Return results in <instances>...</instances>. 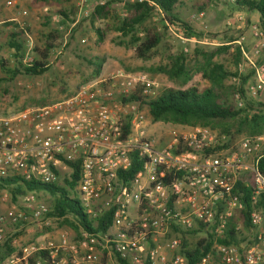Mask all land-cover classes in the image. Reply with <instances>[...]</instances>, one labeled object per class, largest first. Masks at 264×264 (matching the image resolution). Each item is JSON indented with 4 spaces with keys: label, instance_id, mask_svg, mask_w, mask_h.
Returning <instances> with one entry per match:
<instances>
[{
    "label": "built area",
    "instance_id": "2783aa9c",
    "mask_svg": "<svg viewBox=\"0 0 264 264\" xmlns=\"http://www.w3.org/2000/svg\"><path fill=\"white\" fill-rule=\"evenodd\" d=\"M12 2L8 0L7 7ZM144 2L98 0L97 4L125 8ZM87 3L80 0L78 4L86 17ZM79 22L80 18L69 24L65 39ZM167 27L182 44L189 42L175 26ZM250 31L264 42L258 24L251 25ZM246 41L243 35L234 45L242 47ZM244 55L255 72L250 91L256 96L264 90V65ZM24 62L30 64L33 59L26 57ZM157 97L158 84L150 77L119 69L69 97L0 117V181L60 182L64 187L66 180L71 182L78 174L76 196L94 224L92 231L81 227L72 236L63 234L25 246L4 264H31L36 254H46L51 264H117L116 257L128 264H189L184 251L191 247L184 248L183 242L204 239L213 243L196 264H264V173L260 168L264 134L230 143L226 134L196 128L172 132L163 142L149 133L144 113ZM136 166L138 172L130 177ZM244 179L247 186L252 185L247 197L238 189ZM244 198L251 204L248 215ZM23 201L40 228L52 225L49 205L37 201L34 194ZM108 213L112 214L110 229L98 231ZM22 220L24 213L15 206L0 216V244L6 241V224ZM230 234L241 244L220 242L230 239ZM12 243L16 246L18 241Z\"/></svg>",
    "mask_w": 264,
    "mask_h": 264
},
{
    "label": "rangeland",
    "instance_id": "374dc122",
    "mask_svg": "<svg viewBox=\"0 0 264 264\" xmlns=\"http://www.w3.org/2000/svg\"><path fill=\"white\" fill-rule=\"evenodd\" d=\"M230 1L215 0L212 3H207L206 0H185L187 5L180 11L181 19L199 34L193 37L185 35V38L189 39L186 44H182L170 28L167 27V24L162 22L161 17L156 16L153 22L161 34V44L152 59L143 60L136 56L135 50L131 46L118 45L117 42H120L121 38L114 31L108 33L106 41L102 45H97L96 31L89 22L85 21V23L82 20L90 16L95 6H99L97 4L98 0H88L85 7V10L89 12L87 17L80 14L78 6L80 0H70L69 2L57 0L56 5L50 9L57 12L63 9L71 10V8H77L78 12L74 19L80 18L82 26L74 34L72 33L73 35L65 39L69 23L73 22L66 21V24L63 25L64 18L62 16L57 15V13L52 15L50 20L51 27L56 28L63 35L62 46L53 52L50 61L51 64H55L51 66L49 72L44 76H19L14 82L5 83L0 90V117L12 116L28 108L39 107V105L36 103L32 104V102L44 99H49L50 102L60 100L66 95L62 92V88H66V92L70 93L78 87L88 84L89 82L85 80L91 76L92 68L87 61L97 57L102 58L104 61L101 75L97 79L119 69L130 73L143 74L158 84V97L164 90L169 89L185 90L190 87H198L200 89L210 87L212 83L205 77L204 71L210 65L223 63L238 75V77L231 78L225 82V86L232 89L229 92L230 100L237 110L246 108V100L254 104H264V90L256 96L251 94L250 88L255 81V72L247 64L244 55L245 52L254 63L264 65V42L256 40L251 36L252 33L250 31L251 25L259 23L257 19L252 17L257 14L249 15L242 11H235ZM7 2L8 0H0V27H3L6 23H15L28 28L30 32H28L27 37L26 57L34 59V47L41 46L44 42V36L48 33V30L44 28V23L47 21L46 16L49 15V8L35 6L33 0H13V4L10 7H7ZM206 3L208 4L207 10L200 11ZM115 8L118 17H126L124 8ZM24 11L27 12L26 16L19 15V13ZM201 14H204V17L198 19ZM96 26L106 29V26H112V24L107 25V22H102L97 23ZM61 28L65 29V31H61ZM9 30L10 28L5 29L6 32ZM243 35L247 37L244 46L234 45V42ZM192 38H195L197 42H191ZM30 39L31 45L29 44ZM251 43H253V46ZM180 52L188 57L187 69L191 79L186 85H182V81L172 80L167 75V71H170L173 66L174 57ZM242 66L244 71L240 73ZM248 75H250V78L244 86V95H242L239 92L242 82L241 76ZM1 77L4 76L0 70ZM144 113L147 118L149 133L160 138L163 142L170 139L172 132L208 128L155 122L149 106L144 108ZM251 115L252 113H249V116ZM259 135H242L239 139ZM28 196L30 195L25 197ZM25 197H18L17 201H14L9 191L0 189V216L5 215L14 206L24 213V220L17 225L8 222L5 226L6 240H11L12 242L17 240L18 244L16 247L22 249L28 245H38L43 241L59 239L63 234L72 236L77 233L70 227L60 224L63 220H57L51 216L48 217L53 219L52 225L40 228L39 224L32 219V211L25 208L26 203L23 201ZM35 197L37 201L51 207L48 199H39L37 195ZM76 199L80 201V196L77 195Z\"/></svg>",
    "mask_w": 264,
    "mask_h": 264
},
{
    "label": "trees",
    "instance_id": "16d2710c",
    "mask_svg": "<svg viewBox=\"0 0 264 264\" xmlns=\"http://www.w3.org/2000/svg\"><path fill=\"white\" fill-rule=\"evenodd\" d=\"M69 1L66 0V2ZM206 1L212 3L215 0ZM56 2L57 0H33L35 6L49 8V15L46 16L47 21L44 23V28L48 30V33L44 36L43 44L34 47L35 58L30 64L24 62L27 55L29 29L15 23H6L3 27H0V70L4 76L0 78V90L5 83L14 82L19 76H44L55 64H51L50 61L53 52L62 46L63 35L59 30L51 27V17L57 13V15L64 18L62 23L65 25L66 21L74 22V17L78 12L77 8L55 12L50 8L55 6ZM207 3L200 11L207 10ZM230 3L235 11H242L249 15L257 14L259 16L258 25L264 31V0H231ZM186 5L185 0H147L142 4L127 5L124 8L126 13L124 18L118 17L116 8L111 4L95 6L90 16L82 21L89 22L96 31L97 45H102L106 41L108 33L114 31L121 38V41L117 42L118 45L131 46L139 59L148 60L156 55L162 40L159 30L153 22L156 16H160L165 24L175 26L178 30L183 31L186 36L199 35L181 19L180 11ZM82 21L73 30V34L82 26ZM102 22H107V25L112 24V26H106V29L96 26L97 23ZM6 28H10V30L6 32ZM71 37L73 38V36ZM187 60L188 57L180 52L174 57L171 70L167 71V75L172 80L182 81V85H186L191 79L187 69ZM87 62L92 68V74L85 81L91 82L101 75L104 61L102 58L97 57ZM204 75L212 83L208 88L190 87L185 90H164L159 97L151 101L148 106L154 121L187 127H208L212 131L229 136L230 143L235 142L242 135L253 136L264 133V104H254L246 100V108L237 110L236 106L231 103L229 92L232 89L225 86V82L238 77L236 72L231 71L226 64L220 63L208 66V69L204 71ZM249 78L250 75L241 76L242 82L239 92L242 95H244V86ZM61 90L66 94L65 97H69L75 92L68 93L66 88ZM33 103L41 107L53 102L44 99ZM249 113H252V115L249 116ZM260 168L264 173V158L260 162ZM137 172L138 166L130 170V177ZM78 181V174L74 176L73 181L68 182L66 180L64 187L60 182L41 184L26 182L21 179H9L0 181V189L9 191L14 201H17L18 197L31 194L37 195L39 199H48L51 204L49 216L57 220H63L60 224L70 227L75 232H78L81 227L92 231L94 230V224L76 199L75 188ZM248 183L250 184V181ZM247 185L245 179L238 185V189L244 191L246 197L252 190V185ZM243 200L246 205L245 214L248 215L251 204L247 198ZM111 225L112 214L108 213L102 218L98 231L107 232ZM229 238L220 242L223 244H241L233 234H230ZM212 243L209 239L201 240L195 244H189L185 240L183 247H191L184 251L188 263L196 264L204 255V252L208 251ZM18 252H20V248L14 246L11 240H6L3 244H0V264H4L11 255ZM115 259L117 264H128L118 257ZM37 261L43 262L42 264H51L46 254H36L31 258V264H36Z\"/></svg>",
    "mask_w": 264,
    "mask_h": 264
},
{
    "label": "crops",
    "instance_id": "0c3cea01",
    "mask_svg": "<svg viewBox=\"0 0 264 264\" xmlns=\"http://www.w3.org/2000/svg\"><path fill=\"white\" fill-rule=\"evenodd\" d=\"M253 17V19L255 18V19H257V21L259 22V16L258 15H253L252 16ZM257 17V18H256ZM252 36V35H251ZM255 40V39H254ZM251 45L253 46V43H251Z\"/></svg>",
    "mask_w": 264,
    "mask_h": 264
}]
</instances>
